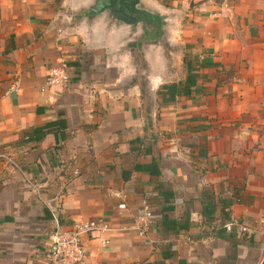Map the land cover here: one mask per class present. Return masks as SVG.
I'll list each match as a JSON object with an SVG mask.
<instances>
[{
    "label": "crops",
    "instance_id": "crops-1",
    "mask_svg": "<svg viewBox=\"0 0 264 264\" xmlns=\"http://www.w3.org/2000/svg\"><path fill=\"white\" fill-rule=\"evenodd\" d=\"M95 2L0 0V264H46L54 217L109 224L82 238L88 264H260V232L211 229L264 213V0H140L154 41ZM185 57L216 66L163 102ZM59 67L68 86H46ZM144 205L147 232L120 230Z\"/></svg>",
    "mask_w": 264,
    "mask_h": 264
},
{
    "label": "built area",
    "instance_id": "built-area-1",
    "mask_svg": "<svg viewBox=\"0 0 264 264\" xmlns=\"http://www.w3.org/2000/svg\"><path fill=\"white\" fill-rule=\"evenodd\" d=\"M69 84V74L64 67L49 69L45 85L55 87H67ZM55 226L49 235L48 246L44 254L46 264H88L86 259V251L82 242V238L93 233H102L111 228L109 224L103 220H86L75 222L68 229H63L54 217ZM152 223V213L144 205L141 213L136 215L132 222L122 226L120 230H132L138 235H144ZM236 230L237 233L250 236L257 231L261 233L264 242V213L258 220V229L242 222L230 219L225 225V231L231 232ZM107 240H101L102 245Z\"/></svg>",
    "mask_w": 264,
    "mask_h": 264
},
{
    "label": "trees",
    "instance_id": "trees-1",
    "mask_svg": "<svg viewBox=\"0 0 264 264\" xmlns=\"http://www.w3.org/2000/svg\"><path fill=\"white\" fill-rule=\"evenodd\" d=\"M186 47H189L186 45ZM185 67H186V76L185 79L182 81H179L177 83H171V84H164L159 88V94L162 98L163 102H169L173 101L176 96L179 95H188L192 91V89L197 90V79L200 77L199 69L207 67V66H216L214 63L211 62H193L190 59L184 58ZM58 124L61 128H64V122L61 120L55 125ZM47 127H51L47 125ZM60 138H63V133H60ZM166 200V198H164ZM171 207L168 206L166 209H170ZM217 208V202L215 201L213 195L211 193H208L204 196L202 201V215L206 219L207 222L214 221V213ZM177 220L174 219H163V223L166 227H175L178 224H176ZM230 221V213L227 211L225 212V215L223 219L221 220L220 224L218 226H214L211 229V234L214 236H217L219 234H223L225 231V225ZM186 223L181 225L183 228L188 227L187 220H185ZM153 264H163L162 262L153 263Z\"/></svg>",
    "mask_w": 264,
    "mask_h": 264
},
{
    "label": "water",
    "instance_id": "water-1",
    "mask_svg": "<svg viewBox=\"0 0 264 264\" xmlns=\"http://www.w3.org/2000/svg\"><path fill=\"white\" fill-rule=\"evenodd\" d=\"M104 11L113 18L130 25L144 24L148 32L141 38L142 41L160 39L162 31V17L141 5L140 0H96L95 4L83 13L93 16ZM260 264H264V257Z\"/></svg>",
    "mask_w": 264,
    "mask_h": 264
}]
</instances>
